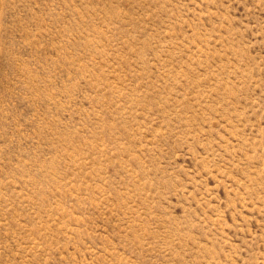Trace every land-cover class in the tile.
I'll list each match as a JSON object with an SVG mask.
<instances>
[{
    "label": "rangeland",
    "instance_id": "374dc122",
    "mask_svg": "<svg viewBox=\"0 0 264 264\" xmlns=\"http://www.w3.org/2000/svg\"><path fill=\"white\" fill-rule=\"evenodd\" d=\"M0 264H264V0H0Z\"/></svg>",
    "mask_w": 264,
    "mask_h": 264
}]
</instances>
